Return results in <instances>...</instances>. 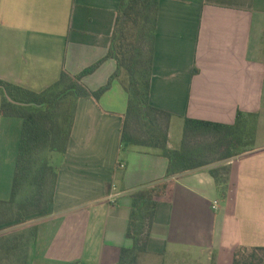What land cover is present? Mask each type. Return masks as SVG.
<instances>
[{"label":"crops","instance_id":"crops-1","mask_svg":"<svg viewBox=\"0 0 264 264\" xmlns=\"http://www.w3.org/2000/svg\"><path fill=\"white\" fill-rule=\"evenodd\" d=\"M120 1L0 0V79L38 92L62 70L74 75L100 61ZM115 69L105 59L82 83L96 90ZM149 102L172 115L170 148L184 118L231 124L241 110L258 122L253 150L229 163V199L208 168L173 178L141 264H232L235 247H264V0H159ZM126 106L118 80L98 100H77L66 151L48 153L57 176L47 211L13 220L0 205V264H117L131 245L129 194L167 168L156 150L121 148ZM15 120L0 114V144ZM1 153L7 201L14 168Z\"/></svg>","mask_w":264,"mask_h":264},{"label":"trees","instance_id":"trees-1","mask_svg":"<svg viewBox=\"0 0 264 264\" xmlns=\"http://www.w3.org/2000/svg\"><path fill=\"white\" fill-rule=\"evenodd\" d=\"M158 5L159 0H121L106 55L77 74L62 70L58 79L41 91L0 79L1 116L22 121L10 198L0 201L1 206L14 210L13 220L45 213L53 200L57 172L48 153L66 151L77 100L87 96L98 100L114 80L121 83L127 94L121 148L156 150L167 160V168L162 179L129 194L126 237L131 245L120 249L117 264H141L149 255L147 240L155 210L174 177L208 168L220 197L227 200L231 192L229 163L252 151L255 144L258 113L238 110L231 124L184 118L180 145L169 147L172 115L149 102ZM108 58L115 61V71L98 89L87 88L83 77ZM216 161L225 162L224 177L221 169L210 167ZM232 264H264V247H235Z\"/></svg>","mask_w":264,"mask_h":264},{"label":"rangeland","instance_id":"rangeland-1","mask_svg":"<svg viewBox=\"0 0 264 264\" xmlns=\"http://www.w3.org/2000/svg\"><path fill=\"white\" fill-rule=\"evenodd\" d=\"M121 78L125 81L126 80L125 74H123L121 76ZM15 119H16L15 123H18V124H16L17 126H15V128H14V132H12V134H7V132L3 133V140L1 141V144H0V155L2 154L1 153L2 148L4 147L6 152H7L6 157H3L4 161L6 159L9 160V158H11L13 168L15 167L16 154H17L19 136H20V131H21V125H22L21 119H19V118H15ZM180 136H182V128L177 129V127L174 126V128L171 130V139H170L171 143L173 144V147L177 148L180 145V140H179V138L181 139ZM52 152L56 153L55 151H52ZM214 156H216V155H214ZM214 156H212V157H214ZM0 160H2L1 156H0ZM224 166H226V165H225V162H223V161H216V162L210 164V167H217V168L221 169L220 171H221L222 177L225 176V172H226L225 168L223 169ZM38 216L39 215H33L30 217V220H34Z\"/></svg>","mask_w":264,"mask_h":264},{"label":"built area","instance_id":"built-area-1","mask_svg":"<svg viewBox=\"0 0 264 264\" xmlns=\"http://www.w3.org/2000/svg\"><path fill=\"white\" fill-rule=\"evenodd\" d=\"M123 166H124V165L122 164L121 167H123ZM116 196H117V195L114 194V195L112 196V198H110V201H111V202H114ZM217 207H218V205H217V201H214L213 204H212V208H213V209H216ZM74 264H78V263H74Z\"/></svg>","mask_w":264,"mask_h":264}]
</instances>
